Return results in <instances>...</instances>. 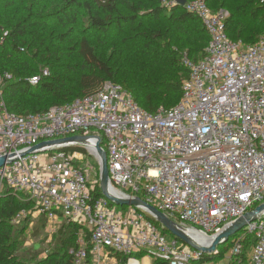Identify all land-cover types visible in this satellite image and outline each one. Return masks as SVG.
<instances>
[{"label":"built area","instance_id":"1","mask_svg":"<svg viewBox=\"0 0 264 264\" xmlns=\"http://www.w3.org/2000/svg\"><path fill=\"white\" fill-rule=\"evenodd\" d=\"M185 6L203 21L210 42L199 61L183 57L189 77L170 109L149 112L108 81L92 96L20 115L3 98V77L11 76H0V184L25 192L48 222L81 226L68 264H205L201 245L165 234L145 206L120 209L94 195L101 169L91 171L88 160L96 156V136L116 194L154 206L189 236L213 240L264 204V36L251 45L233 41L223 10L205 0ZM74 135L89 137L80 145L87 153L62 145L31 151ZM242 230L226 264L241 253L247 234L254 240L249 264H264V209Z\"/></svg>","mask_w":264,"mask_h":264},{"label":"trees","instance_id":"2","mask_svg":"<svg viewBox=\"0 0 264 264\" xmlns=\"http://www.w3.org/2000/svg\"><path fill=\"white\" fill-rule=\"evenodd\" d=\"M205 1L213 11L229 12L225 24L231 40L251 45L264 36L260 0ZM209 42L203 21L177 0H0V76H11L3 77V98L11 112L42 113L92 96L110 81L149 112L170 109L181 100L189 77L183 57L199 61ZM34 76L40 77L35 85L30 82ZM65 150L87 153L80 145ZM4 186L0 264H68L81 226L64 221L45 259L35 260V254L21 258L24 230L16 220L35 206L25 192ZM94 195H103L100 187ZM242 243L241 253L229 264H249L253 235ZM218 257H223L221 249L203 254L201 261Z\"/></svg>","mask_w":264,"mask_h":264},{"label":"water","instance_id":"3","mask_svg":"<svg viewBox=\"0 0 264 264\" xmlns=\"http://www.w3.org/2000/svg\"><path fill=\"white\" fill-rule=\"evenodd\" d=\"M182 5H185L186 0H178ZM96 156L99 160L100 169H101V190L105 197H107L110 201L115 203L119 206H129V205H143L145 206L151 213H153L155 216H157L158 221L163 225V227L168 230V232L179 239L183 240L184 242L194 245L191 237L184 232L182 227L175 223L173 220L168 218L164 213L156 209L154 206L148 204L145 201H142L141 199H125L120 197L116 194L114 191L111 183H110V176H109V167H108V159H107V153L102 146L101 137L96 136ZM89 137L84 135H74L69 137H64L60 139L55 140H49L44 141L36 146H34L31 151L34 150H42V147L46 145H62L63 147H69L73 145H81L88 142ZM5 162V158H0V165H3ZM264 209V204L257 207L255 211L248 212L243 217L236 220L233 224L228 226L226 229H224L221 233L216 235L210 246H201V250L204 253H212L214 252L217 247L222 244L223 242L227 241L231 237H233L235 234H237L239 231H241L249 222L254 221L256 219L257 213L261 212Z\"/></svg>","mask_w":264,"mask_h":264},{"label":"rangeland","instance_id":"4","mask_svg":"<svg viewBox=\"0 0 264 264\" xmlns=\"http://www.w3.org/2000/svg\"><path fill=\"white\" fill-rule=\"evenodd\" d=\"M229 16L227 10H223ZM88 168L92 171H99L100 164L96 156H92L88 160ZM6 186L0 184V192H2ZM120 209H125L127 206H119ZM29 217V219L26 218ZM26 216H22L17 220V224H20V227L24 230L23 242H21L19 248V255L23 259H28L32 255H36L35 260L45 259L48 256L49 251L55 246L57 239L60 237V223H51L45 217L36 215L35 210H27ZM26 219V220H25ZM243 233V230L240 231V234ZM233 239L231 237L227 241L220 244L216 250L221 249L223 252V257H218L212 261H204L205 264H226L227 258L231 255ZM252 245L248 249V254H252ZM37 250V251H33ZM215 250V251H216ZM153 259L152 256H149Z\"/></svg>","mask_w":264,"mask_h":264},{"label":"bare ground","instance_id":"5","mask_svg":"<svg viewBox=\"0 0 264 264\" xmlns=\"http://www.w3.org/2000/svg\"><path fill=\"white\" fill-rule=\"evenodd\" d=\"M191 238L192 240L201 246H210L212 243V240L209 238L207 239L206 237H204L202 234H198V233H191Z\"/></svg>","mask_w":264,"mask_h":264}]
</instances>
